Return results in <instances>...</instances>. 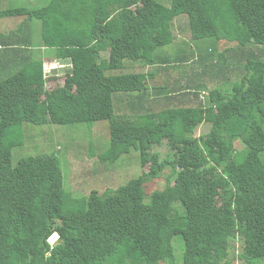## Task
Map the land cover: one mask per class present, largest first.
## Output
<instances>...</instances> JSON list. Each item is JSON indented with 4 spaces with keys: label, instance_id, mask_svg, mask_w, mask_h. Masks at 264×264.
<instances>
[{
    "label": "trees",
    "instance_id": "trees-1",
    "mask_svg": "<svg viewBox=\"0 0 264 264\" xmlns=\"http://www.w3.org/2000/svg\"><path fill=\"white\" fill-rule=\"evenodd\" d=\"M16 15L39 20L41 44L71 68L47 87L42 61L0 36V264H232L237 240L238 264H264V0H49L36 10L0 11V19ZM181 15L191 41L225 47L210 76L239 77L190 106L176 103L188 86L175 92L157 82L173 63L191 61L187 48L182 62L163 51L157 62L175 43ZM146 66L148 73L132 71ZM123 70L131 72L112 73ZM99 121L108 123L109 145L98 160L135 151L148 171L76 198L57 153L12 167L25 124ZM203 123L209 132L196 136ZM165 144V157L153 150ZM165 172L163 190L147 194L145 185Z\"/></svg>",
    "mask_w": 264,
    "mask_h": 264
},
{
    "label": "rangeland",
    "instance_id": "rangeland-1",
    "mask_svg": "<svg viewBox=\"0 0 264 264\" xmlns=\"http://www.w3.org/2000/svg\"><path fill=\"white\" fill-rule=\"evenodd\" d=\"M158 1L166 6L170 4V0ZM48 2L49 0H0V10L25 8L30 11L44 7ZM24 18V16H16L0 19V34L7 35L9 31L17 24L19 25ZM27 21H29L33 32L32 46L34 48L37 45L40 46V22L36 19H27ZM173 32L175 34V43L170 46L162 47L161 51L170 59H173V62H182L185 59L186 52L189 50V53L192 54V57H190L191 61L188 62V64H180L179 66H176V64L179 63H173L174 66L162 73L159 72L160 74L158 75L157 82L159 85L161 84L168 88H172L175 92L182 91L188 86L190 95L177 99L176 103H180L181 106L186 104L190 106L198 104L200 101L204 102L208 95V90L219 89L225 91L239 78L237 75H234L226 81L221 78L216 79L210 76L209 72H212L211 70L213 67H216L217 62L218 66H220L226 60L227 56H225L226 58L221 56L225 47L215 45L213 50V48L208 47L206 40L191 41L187 17L185 15H181L175 19ZM181 41H186L185 43L187 44L188 42V44L184 47L183 52L179 54L176 52V48ZM198 45L201 47V53L195 49V46ZM39 48L40 47L35 49V51L38 52L40 50ZM252 50L258 56L263 55L258 47H253ZM48 68L49 66L44 68L45 79L49 77L46 71ZM64 68H66V72L69 71V63H67V67L64 65L62 68L53 69L58 70V72L57 74L52 73V75H58L62 78V75H64L63 73H65L63 72ZM132 71L141 72L146 71V69L145 67H138ZM128 72L131 71H113L112 73L119 74ZM57 82H61V80L59 79ZM199 83H203V86L198 88L197 85ZM52 84L54 83L49 81L46 86L49 87ZM194 91L199 93L197 97L193 95ZM202 91H205V93ZM189 102L194 103L191 104ZM116 106L117 105H115V107ZM209 129L210 124L203 123L197 128L196 136L208 133ZM24 131L26 132V142L23 148L13 149L11 160L12 167H15L20 160L30 156L57 153L62 162L65 188L71 191L76 198L87 197L93 190H97L100 193L104 192L105 189L115 190L125 185L129 180L138 178L144 171H148V166H141L139 153L135 151L130 154L122 155L121 158L114 163H102L98 160L96 155L104 151L109 145V128L106 121L95 122L90 126L87 124H73L67 126H34L25 124ZM235 147L237 151H240L243 145L240 141H237ZM91 149L93 152H90ZM153 150L159 152L163 157L169 153L166 144L154 147ZM71 175H74L75 178H72ZM167 176L168 172H165L159 179L147 183L145 185L147 194L156 189L163 190L167 185ZM70 183L75 184V188L71 186ZM177 240L178 238L175 239V243ZM176 246L177 254L181 260L182 245L180 251L177 243ZM233 248L231 256L233 258L232 264H238L237 256L241 252V244L238 240L235 241ZM180 264H182L181 261Z\"/></svg>",
    "mask_w": 264,
    "mask_h": 264
},
{
    "label": "crops",
    "instance_id": "crops-1",
    "mask_svg": "<svg viewBox=\"0 0 264 264\" xmlns=\"http://www.w3.org/2000/svg\"><path fill=\"white\" fill-rule=\"evenodd\" d=\"M19 9H23V8H19ZM4 10H17V9H4ZM0 11H2V10H0ZM16 16H24L26 19L24 18L19 23V25L17 24L18 26L16 25L17 27L15 26L12 30L9 31V33L7 35L0 34V36L2 38H4L5 40H7L8 42L16 43V42L20 41L19 44L20 45H25L26 48L29 49L30 54H33L32 56H33V59L34 60H41L42 61V76H43L44 79H45V77H44L45 69L44 68H47L50 64L59 63V64H64L65 67H67V63H69V65H70V62L67 59H65V60H63V59H56L55 56H54V52L52 50L44 47L41 44V41H40V46L37 45L34 48L32 46L33 32H32L31 26L29 24V21H27L28 16H26V15H16ZM16 16H5V17H16ZM5 17H3V18H5ZM28 31L31 33V36L30 37L28 35H25L26 32H28ZM39 39H40V31H39ZM185 42L181 41L180 43H178V47L176 48V51H179V50H182L183 51L184 50V47L187 46ZM38 47H40L39 48L40 50L38 52H36L35 49H38ZM20 54L21 53H16V56H14V57L18 59L20 57ZM157 54H158V61L157 62H160L162 59L166 58V57L163 56V52L162 51L159 52V53H157ZM142 68H144V67H142ZM145 69H146V71H142V72L148 73L150 71L151 67L150 66H146ZM57 72H58V70H52V73L53 74H57ZM63 72L66 73V68L63 69ZM65 73H63V74H65ZM1 75H2V73L0 72V77H1ZM53 76H55V75H52V77ZM57 78H60L61 79V77H59V76ZM49 79H50L49 77L47 79H45V81H46L45 86H46L47 82H49V81L53 82L52 80H49ZM121 98L123 100L126 99L123 96ZM134 102H135V100H132L131 103H133V104H135L137 106L140 103V101H137V100H136L137 103H134ZM189 103H192V102H189ZM124 111L127 112L128 109L127 108H124ZM71 176H72V178H75L74 175H71ZM70 185L75 188V184L70 183ZM95 191H97V190H95ZM97 192L100 193L99 191H97Z\"/></svg>",
    "mask_w": 264,
    "mask_h": 264
},
{
    "label": "built area",
    "instance_id": "built-area-1",
    "mask_svg": "<svg viewBox=\"0 0 264 264\" xmlns=\"http://www.w3.org/2000/svg\"><path fill=\"white\" fill-rule=\"evenodd\" d=\"M63 66H64L63 64H59V63L50 64L48 70H46L47 73L49 74L48 76L49 77L52 76V70L53 69L62 68ZM70 67H71V65H70Z\"/></svg>",
    "mask_w": 264,
    "mask_h": 264
},
{
    "label": "water",
    "instance_id": "water-1",
    "mask_svg": "<svg viewBox=\"0 0 264 264\" xmlns=\"http://www.w3.org/2000/svg\"><path fill=\"white\" fill-rule=\"evenodd\" d=\"M59 238L58 233H53V235L48 239L49 244H53Z\"/></svg>",
    "mask_w": 264,
    "mask_h": 264
},
{
    "label": "clouds",
    "instance_id": "clouds-1",
    "mask_svg": "<svg viewBox=\"0 0 264 264\" xmlns=\"http://www.w3.org/2000/svg\"><path fill=\"white\" fill-rule=\"evenodd\" d=\"M71 68V67H70Z\"/></svg>",
    "mask_w": 264,
    "mask_h": 264
}]
</instances>
